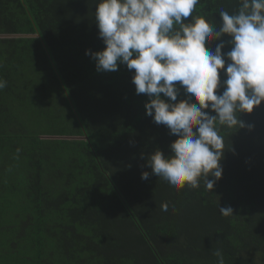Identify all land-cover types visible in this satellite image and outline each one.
Returning <instances> with one entry per match:
<instances>
[{
    "label": "trees",
    "instance_id": "1",
    "mask_svg": "<svg viewBox=\"0 0 264 264\" xmlns=\"http://www.w3.org/2000/svg\"><path fill=\"white\" fill-rule=\"evenodd\" d=\"M240 4L199 0L192 16L219 27V12ZM96 7L0 0V264H218L217 250L224 264H264V101L237 113L252 127L217 123L223 173L209 175L213 190L204 177L197 188L172 186L147 158L171 155L177 136L146 114L135 70L97 71L86 55L106 47ZM231 38L208 47L230 51ZM175 83L176 102L187 99Z\"/></svg>",
    "mask_w": 264,
    "mask_h": 264
},
{
    "label": "clouds",
    "instance_id": "2",
    "mask_svg": "<svg viewBox=\"0 0 264 264\" xmlns=\"http://www.w3.org/2000/svg\"><path fill=\"white\" fill-rule=\"evenodd\" d=\"M199 0H97L95 20L99 36L106 47L92 52L97 71L114 72L126 64L135 70L132 83L137 94H147L146 114L158 125H165L177 136L170 145L171 155L160 149L152 152L147 164L152 173L176 188L199 187L204 177L206 187L213 190L223 169L224 140L218 134L219 125L233 128L246 125L237 113H252L264 101V0H241L238 12H219L216 27L204 16H192ZM191 16L188 22L186 18ZM224 34L231 50L224 52L225 42L208 44ZM225 57L230 61L225 70L227 79L221 83L220 70L225 69ZM179 82L189 94L177 101ZM6 81L0 79V89ZM223 87L218 94L217 89ZM170 98L165 100L161 94ZM198 101L191 102L192 99ZM211 109L215 115L205 111ZM195 128V131H194ZM150 173L142 172L147 180ZM167 212L168 205H161ZM228 217L231 206H220ZM214 255L224 264L222 252Z\"/></svg>",
    "mask_w": 264,
    "mask_h": 264
}]
</instances>
